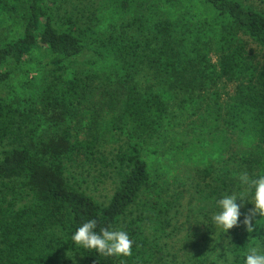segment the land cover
<instances>
[{
  "label": "trees",
  "instance_id": "1",
  "mask_svg": "<svg viewBox=\"0 0 264 264\" xmlns=\"http://www.w3.org/2000/svg\"><path fill=\"white\" fill-rule=\"evenodd\" d=\"M67 1L0 0V85L7 66L43 60L25 105L0 98V264H244L249 248L264 251V216L252 233L243 223L254 190L237 198L227 241L212 220L220 198L245 191L240 174L264 175V63L247 42L264 57V11L243 0H108L92 23L68 15L58 28ZM205 93L214 106H201ZM101 164L110 169L99 175L119 178L107 204L87 190ZM182 217L203 222L184 253L166 242ZM91 219L97 232H127L131 256L76 245Z\"/></svg>",
  "mask_w": 264,
  "mask_h": 264
},
{
  "label": "rangeland",
  "instance_id": "2",
  "mask_svg": "<svg viewBox=\"0 0 264 264\" xmlns=\"http://www.w3.org/2000/svg\"><path fill=\"white\" fill-rule=\"evenodd\" d=\"M108 0H68L64 4H62V7L59 11V16H57L55 25L59 28V25L61 24V18H64L65 16L71 15L73 19L79 24V26H85L87 24L92 23L90 19H96L97 17L103 15V7L107 3ZM138 1V0H132ZM154 3L153 0H150ZM246 4L252 5L262 11H264V4L262 3V0H243ZM161 4V3H159ZM190 3L187 2V5ZM192 8V6H191ZM190 8V9H191ZM193 9V8H192ZM133 12L128 13V17L131 18ZM61 17V18H60ZM61 19V20H60ZM60 20V21H59ZM11 21H8V24L11 25ZM8 26H5L2 28L1 33H6V28ZM22 32H19L16 35H21ZM14 33L10 34V36L6 35L5 38L11 39L16 36ZM249 43V48L254 49L257 53V61L264 63V57H262V53L260 49L257 47V45L252 42L251 40H247ZM39 54H34V57L32 59L33 62H22L20 65L11 64L8 67V69L14 70V73L11 75V77L2 85H0V98L7 100L8 102L14 103L15 105H19L16 103V100H19L21 103L24 104V101L33 90V85H36L38 83L37 81V75L41 74L42 71L39 69L40 67L37 65L36 59H38ZM36 58V59H35ZM43 60L40 57V64L43 65ZM215 61V57H214ZM40 70V71H39ZM234 90V84L229 83L228 85H224V87H221L220 96L222 102H225L228 98V96L232 93ZM213 96L209 95L208 93H205L203 96L204 102H201V106L205 107L206 105H212V98ZM179 101V100H178ZM177 101V104H178ZM190 110V109H189ZM188 110V111H189ZM182 110L177 109V112L180 113ZM187 110H183L184 114L188 112ZM182 120H186L185 117H182ZM184 129H186L184 127ZM8 148L3 144H0V151ZM113 149L112 146L108 147V154L110 150ZM107 154V155H108ZM103 163V162H100ZM88 167V166H87ZM86 167V168H87ZM84 168V169H86ZM100 170L102 171H95V169H90V172L94 173V177L89 176L88 180L91 182L90 187H88V193L93 195L100 203L107 204L109 200L111 199L113 192L117 188L119 178L113 177L112 175H105L100 174L99 172H108L110 168H105L103 164L99 166ZM83 170V169H79ZM78 170V171H79ZM77 171V172H78ZM76 175V173H75ZM69 178L72 182H74L73 174H68ZM78 177V175H76ZM79 178V177H78ZM182 216V215H181ZM180 216V217H181ZM203 222L195 220V218H191L190 221H186V217H182V219L179 221L178 229L172 230V233L174 234L173 237H170L166 240L169 244V248H171L175 252L184 253L185 249L188 247H184L188 244V240L190 239L192 242H194L197 239V236L200 233V230L202 228ZM234 226L232 229H229L227 232L223 233V237L221 240L226 241L229 239L228 232L231 230L233 232ZM221 235H218L220 237ZM166 239V238H165ZM164 239V243L165 242ZM225 241V243H226ZM224 242L211 254L212 260H218L217 256H219L220 253L223 252ZM189 251V249L187 250ZM213 257H216V259H213Z\"/></svg>",
  "mask_w": 264,
  "mask_h": 264
},
{
  "label": "clouds",
  "instance_id": "3",
  "mask_svg": "<svg viewBox=\"0 0 264 264\" xmlns=\"http://www.w3.org/2000/svg\"><path fill=\"white\" fill-rule=\"evenodd\" d=\"M238 179L245 191L239 196L225 195L220 198L217 204L221 211L213 215L212 220L224 232L237 226L241 212L240 205L236 203V200L238 197L242 202L247 200L246 196L254 190L253 199L249 200L254 204V208L250 210V215H246L243 220L247 231L252 233L254 231L253 218L257 214L264 216V175L257 179H250L247 173H242ZM96 228L97 221L95 219L88 220L75 231L72 240L76 245L95 250L103 256H131L133 241L127 232L109 230L107 227L100 228L97 232ZM229 260H231L230 256ZM244 264H264V251L259 247L249 248Z\"/></svg>",
  "mask_w": 264,
  "mask_h": 264
}]
</instances>
